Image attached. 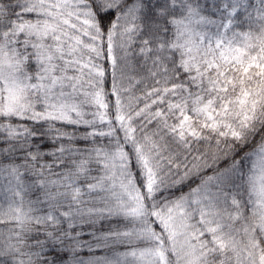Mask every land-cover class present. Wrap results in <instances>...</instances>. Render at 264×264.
Instances as JSON below:
<instances>
[{
    "label": "trees",
    "instance_id": "16d2710c",
    "mask_svg": "<svg viewBox=\"0 0 264 264\" xmlns=\"http://www.w3.org/2000/svg\"><path fill=\"white\" fill-rule=\"evenodd\" d=\"M84 1L94 28L72 40L58 29L101 77L82 82L99 103L91 116L69 87L32 96L57 40L28 34L53 27L52 16L36 0H0V48L21 85L9 108L0 79V264H119L109 261L147 246L150 231L176 264L162 215L216 176L228 238L211 244L200 224L213 246L206 264H264L251 178L264 148V0ZM114 168L138 192L135 211L103 207L98 189L118 180Z\"/></svg>",
    "mask_w": 264,
    "mask_h": 264
},
{
    "label": "rangeland",
    "instance_id": "374dc122",
    "mask_svg": "<svg viewBox=\"0 0 264 264\" xmlns=\"http://www.w3.org/2000/svg\"><path fill=\"white\" fill-rule=\"evenodd\" d=\"M38 10L43 13V16H52L53 27L47 29H41L36 31L30 30V36H35L37 32L45 33L44 36L37 35L45 45L48 39L52 40L56 37L57 42L54 43L52 52L54 56H48L47 59L53 64V66L47 65L50 68L49 72L46 71L39 77L37 87L32 88V96H37V89L40 94L51 95L54 92V88H59L62 91V87L70 88L71 95L76 96L79 101L77 104H81L82 107L91 109L86 110L87 114H95L96 107L99 108L98 100L95 94L88 88H82V82L86 80L85 74L91 75L95 79H101L98 75L95 65L85 59H78L76 54L72 53V49H64L61 45L60 37L61 31L58 29L62 24V32L70 40L75 39L77 35H84L86 31H90L94 28L90 19V12L87 2L84 0H36ZM57 19L59 20L57 22ZM20 32H16V38ZM55 33H58L59 38ZM27 35V33H25ZM25 37L22 38V41ZM40 40V41H41ZM79 44L74 40V44ZM81 42L80 45H82ZM33 45H30V47ZM96 56L99 52L96 51ZM232 55V52H230ZM235 55L238 56V52L235 51ZM108 56L110 60H113L112 48L108 47ZM8 53L0 48V79L5 83L8 95V107L13 108L20 104L18 98V88L21 87L18 83L19 75L13 70V62L10 60ZM39 59L43 61V57L39 56ZM113 62V61H112ZM92 63V64H91ZM48 75L53 76L49 81H45ZM41 78L44 80H41ZM95 81L91 80V84ZM43 97V95H42ZM26 108V104H23L22 109ZM80 108V107H79ZM57 113L60 109L54 108ZM99 112L100 109H99ZM251 155V178L253 185L254 198L258 205L264 207V148L258 149ZM111 176L117 177L118 180L113 179L112 186L109 190L98 189L102 196L107 197L104 208H109L114 211H135L138 202V192L134 190L128 181L127 170L123 171L122 168H114L110 172ZM109 174V175H110ZM220 178L211 177L204 181L200 186L196 187L191 194L182 201L174 204L169 210L162 215V223L167 230L170 237V247L175 258L176 264H206L208 260V252L213 248L211 244L221 243L228 238L226 231L219 230L224 226V222L220 216L221 209L219 207V187ZM116 182H122L128 184L123 187ZM116 187V188H115ZM129 187V189L127 188ZM80 190L73 189V195L71 197H78ZM131 198V199H130ZM140 208V207H139ZM200 224L207 227V232L211 233V244L205 239H202V232ZM219 230V231H218ZM218 231V232H217ZM154 236L151 231L145 236L147 246L130 248L112 260L110 263L119 264H167L159 251L155 249L153 240Z\"/></svg>",
    "mask_w": 264,
    "mask_h": 264
}]
</instances>
